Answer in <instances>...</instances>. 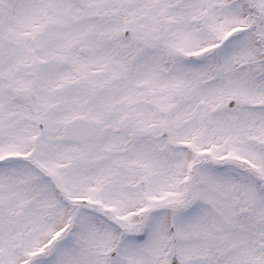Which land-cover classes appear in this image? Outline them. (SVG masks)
<instances>
[{
	"label": "snow or ice",
	"instance_id": "obj_1",
	"mask_svg": "<svg viewBox=\"0 0 264 264\" xmlns=\"http://www.w3.org/2000/svg\"><path fill=\"white\" fill-rule=\"evenodd\" d=\"M0 264H264V0H0Z\"/></svg>",
	"mask_w": 264,
	"mask_h": 264
}]
</instances>
